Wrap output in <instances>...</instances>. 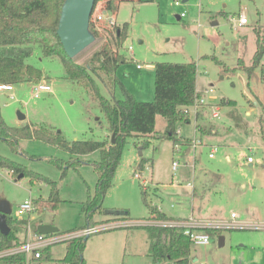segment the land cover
<instances>
[{"label":"rangeland","instance_id":"rangeland-1","mask_svg":"<svg viewBox=\"0 0 264 264\" xmlns=\"http://www.w3.org/2000/svg\"><path fill=\"white\" fill-rule=\"evenodd\" d=\"M100 5H104V0L97 3L96 11ZM114 13L115 24H128L122 45L117 46L103 22L101 35L73 60L92 64V55L107 39L113 49L126 57V62L117 68L115 96L121 98L126 89L142 101L153 99L156 62L193 61L197 92L212 87L213 94L205 96V100L219 108L217 117L209 112L200 124L214 126L221 137L219 142L223 143V139L231 146L220 144L209 158L207 148L194 152L193 147L180 144L177 150L174 145L179 142L173 143L172 139L128 137L103 207L124 209L132 225H142L149 216L142 200L144 191L147 201L165 213L178 215L182 206L183 215L193 212L200 219L235 223L218 229L220 234L206 231L207 244L191 243L189 264H264V143L258 135L259 117L263 118L264 127V53L250 74L237 65L238 59L246 66L251 64L256 49L255 31L264 35V0H121ZM240 13L245 14L247 23L238 26ZM26 62L42 70L46 79L38 83L49 85L51 90L34 97L37 83L23 81L13 85L12 91H0V112L8 125L44 126L60 132L67 140L109 138L108 122L89 85L69 79L59 57H44L35 46ZM137 64L141 67L137 68ZM99 87L109 97L100 81ZM18 112L25 118L20 120ZM188 114L195 113L190 110ZM193 121L192 118L184 130V123L176 127L182 135L186 134L184 131L189 134ZM165 124V119L157 115L155 130H163ZM146 139L149 144L143 146L140 141ZM15 147L0 139V155L22 164L28 172L17 179L11 170L0 167V199L9 202L11 216L15 218L18 205L31 199L37 203L33 202L34 208L23 215L28 232L32 233L40 222L52 223L62 233L85 226L81 207L95 190L94 163L100 159L99 151L78 156L80 163L69 166L62 176L53 159L73 161L76 156L70 158L68 152L54 144L35 138H20ZM247 156L253 162H247ZM141 158L142 169L137 165ZM174 159L180 162L176 171L172 169ZM185 161L193 167L184 168ZM186 171L188 175H184ZM30 173L56 182V207L47 200L52 187ZM194 176H202V182L196 184L192 195L193 189L185 183L188 179L193 181ZM181 196L194 199L193 210L190 200ZM231 213L235 216L231 217ZM219 236L224 239L222 245L218 243ZM148 240V232L142 226L94 232L86 238L82 258L84 264H149ZM64 254L63 241L53 244L49 264H60Z\"/></svg>","mask_w":264,"mask_h":264},{"label":"trees","instance_id":"trees-1","mask_svg":"<svg viewBox=\"0 0 264 264\" xmlns=\"http://www.w3.org/2000/svg\"><path fill=\"white\" fill-rule=\"evenodd\" d=\"M64 0H0V84L15 85L23 81L38 83L46 79L42 70L26 62L34 47H39L42 56H57L62 61L67 76L71 80L81 81L89 85L97 104L108 122L110 136L108 139H76L67 140L60 132H54L44 126L34 127L29 124L22 126L8 125L0 112V139L7 141L12 148L20 138H35L54 144L68 152L73 161L53 159L61 169L62 176L69 166L75 167L80 163L78 156L99 151L100 159L94 163L97 172V182L93 194H89L82 204V211L86 216L85 227H93L113 221H130L128 211L119 208L103 207L106 191L112 185L113 175L120 162L126 139L131 136L163 137L178 141L176 137L177 124L190 120V115L184 108L193 104L199 93L196 90V65L193 61L170 62L158 61L154 64V91L153 99L142 101L136 99L126 89H123L121 98L114 94L117 81V68L126 62V57L113 49L111 43L106 42L94 52L89 65L76 63L69 58L56 33L58 18ZM95 0L93 12L97 3ZM121 0H104L103 7L114 12ZM141 1V0H139ZM89 28L99 37L97 30L90 20ZM110 28V30H109ZM128 24L121 26L115 24L107 27L110 34L114 35L117 46L122 45L127 35ZM106 31V27L103 28ZM256 49L249 66L238 59L237 65L251 73L262 58L264 53V35L261 37L255 31ZM218 63L221 61L214 58ZM224 70H228L223 67ZM109 92L105 96L99 87V81ZM228 103H233L228 100ZM162 116L165 121L163 130H155L156 116ZM113 135V141H112ZM264 140V130L261 129ZM143 146L149 144V139L140 141ZM17 149V148H16ZM63 165H66L65 168ZM144 159L138 162V167L143 168ZM0 167L7 168L15 175L28 173L22 164L0 155ZM35 179L46 182L52 187L48 201L56 207L59 197L56 182L42 175L30 173ZM142 200L148 209L147 221L169 222L172 220L163 211L147 201L146 192L142 191ZM33 202L37 203V200ZM96 216V218H95ZM6 223L10 231L4 235L0 233V251L19 245L23 240L19 233L26 226L25 219H17L11 215L6 216ZM142 226L149 235L148 253L149 264H189L191 242L183 233L181 227L175 225H125L117 228ZM78 228V229H81ZM109 228L101 231H108ZM209 234L221 231L206 229ZM56 233H62L60 231ZM55 234V233H54ZM86 236L64 240L65 254L59 259L60 264H84L82 250ZM51 246L42 250V259L51 260ZM0 264H24V255L20 253L0 256Z\"/></svg>","mask_w":264,"mask_h":264},{"label":"built area","instance_id":"built-area-1","mask_svg":"<svg viewBox=\"0 0 264 264\" xmlns=\"http://www.w3.org/2000/svg\"><path fill=\"white\" fill-rule=\"evenodd\" d=\"M178 3V2H176ZM100 8L94 10L91 15V21L93 22L94 27L97 30H101V23L104 22V25L107 27H112L116 23L115 13L112 11L106 10L103 5L99 6ZM247 23V19L244 13H240L237 18V25L241 26ZM131 48V46H129ZM141 65L137 64V68H140ZM13 85L11 84H0V91H12ZM51 90L50 86L44 83H37L33 87V95L34 97H38L41 91H49ZM199 93V92H198ZM206 94V95H205ZM213 94V88L209 87L203 90V93H200L198 97L195 99L192 105L184 108L185 113H190V110H193L194 113H197L198 108L202 105L207 104L205 100V96H211ZM215 113V112H214ZM199 142L195 139L192 140V146H196ZM178 143L175 144V149H178ZM215 148L209 153V156L212 157L214 155ZM246 160L248 162L252 161L251 156H247ZM179 166L178 160L172 161V169L176 170ZM135 176L140 178L139 172L135 173ZM143 185H146L145 180H143ZM34 208L33 202L31 199L24 200L22 203L18 205L16 216L17 219H23V215L29 213ZM235 214L231 213V217H234ZM132 222H111L102 225H97L93 227H85L82 229H77L70 232L64 233H52V234H41L38 232H28L27 231V223H26V231L27 234L23 241L12 248L6 249L4 251H0V256L3 255H11L20 253L24 255V264H49L48 261L42 259V250L55 243L75 238L90 235L94 232H98L101 230L109 229V228H117L125 225H132ZM141 224V223H139ZM142 224H156V225H175L181 227L183 233L188 236L189 240L193 244L204 245L209 241V235L206 232V229H222L224 226H234L235 223H220V222H212L209 220H200L194 217H189L187 220H171L169 222H161V221H144Z\"/></svg>","mask_w":264,"mask_h":264},{"label":"water","instance_id":"water-1","mask_svg":"<svg viewBox=\"0 0 264 264\" xmlns=\"http://www.w3.org/2000/svg\"><path fill=\"white\" fill-rule=\"evenodd\" d=\"M95 0H64L61 6L60 15L56 33L60 39L62 47L69 58H74L86 47L92 44L96 37L89 28L91 15ZM20 120L25 115L18 112ZM113 141V135H112ZM22 174L17 176L21 178ZM11 215V207L9 202L0 199V233L6 235L10 231V227L6 223V216ZM36 231L41 234H52L58 232V228L49 223H39ZM88 237L86 235L85 239ZM223 237L219 236V245L223 244Z\"/></svg>","mask_w":264,"mask_h":264},{"label":"crops","instance_id":"crops-1","mask_svg":"<svg viewBox=\"0 0 264 264\" xmlns=\"http://www.w3.org/2000/svg\"><path fill=\"white\" fill-rule=\"evenodd\" d=\"M178 18H179V16H178ZM218 110H219L218 107H216V106H214L212 104L207 103L204 106H200L198 108L197 113H195L193 116L190 115V120L184 121V122H180V124L181 123L186 124V126L183 127V130H184L185 128H187V127H189L191 125V119L193 118V120H194L193 121V124H192L193 131H191L189 134L186 131H184L186 134L185 135H182V133L180 131V128H177L176 137L178 138V142H179L178 143V145H179L178 149L181 148L180 147V144H186V145H189V146L193 147V149H195L194 152L196 151L197 148H207L208 149L207 155H208L209 158H211L209 156V153L213 150V148H215V150H216V147H219L220 144H222V146H224L226 148H229L231 146V144H229L226 140H223L222 139L221 142H223V143H220L219 142V138H221V137L218 136V134H217L216 129L214 128V126L211 125L209 127H202V125L200 124V121H202L203 118H204V116L207 113H209V112H211L212 117H217V115H218L217 111ZM262 120H263V118L262 117H259V119H258V129H259L258 130V135H259V137L261 138V140L264 143V140H263L262 135H261V129L264 130ZM259 131H260V133H259ZM103 135L104 136L107 135V131L104 132ZM194 139L199 142L195 147L192 146V144H191L192 140H194ZM174 148H175V145H174ZM214 154H215V152H214ZM226 157H227V159H229V155H227ZM251 162H253V158H252V161H250L249 163H251ZM137 165H138V163H137ZM179 165H180V162H179ZM183 166H184V168H188L189 166L193 167V164H188V162L185 161L183 163ZM178 167H177V169H178ZM140 169H142V168H140ZM188 173H189V171H186L184 173V175L185 174L188 175ZM182 179H183V177H182ZM182 179H181V181H182ZM199 182H202V176H199V177H195L194 176L193 181H191L190 179H188L186 181L185 186L186 187H191L193 189L192 190V195L196 191V187H197L196 184L199 183ZM190 197H192V196H190ZM180 198L189 199L190 201L188 202V204L191 205L192 210L194 209V206H193L194 199L193 198H189L188 196H181ZM181 204H184V203H181ZM171 206H172V204H171ZM157 208H158V206H157ZM179 210L180 211H179L178 215L169 214V213H165V212L164 213L167 216H169L170 218H172V220H187L189 217H194L196 219H200V217L197 216V215H194L193 212L190 215H183L182 214V210H183V207L182 206H180V209ZM200 220H203V219H200ZM40 223H43V222H40ZM44 223H48V222H44ZM49 224H52V223H49ZM24 230L25 229H22L21 234L19 235V237H20L21 240H23L25 238V232H24ZM33 232H37L36 231V228L34 229ZM148 243H147V246H148Z\"/></svg>","mask_w":264,"mask_h":264}]
</instances>
